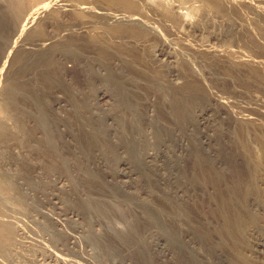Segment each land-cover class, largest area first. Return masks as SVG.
I'll list each match as a JSON object with an SVG mask.
<instances>
[{"label": "rangeland", "instance_id": "rangeland-1", "mask_svg": "<svg viewBox=\"0 0 264 264\" xmlns=\"http://www.w3.org/2000/svg\"><path fill=\"white\" fill-rule=\"evenodd\" d=\"M130 1L0 12V102L22 92L0 117V264H264V0ZM46 142L78 162L47 172Z\"/></svg>", "mask_w": 264, "mask_h": 264}, {"label": "bare ground", "instance_id": "bare-ground-1", "mask_svg": "<svg viewBox=\"0 0 264 264\" xmlns=\"http://www.w3.org/2000/svg\"><path fill=\"white\" fill-rule=\"evenodd\" d=\"M64 1V0H63ZM111 1H113V3L114 2H118L119 4L121 3V4H123V5H127V4H129V5H131L132 3H131V1L130 0H111ZM198 2H200V3H202V4H207L208 6H210V7H212L213 9H217V10H220V9H222L223 8V5L224 4H226V3H228V5L230 4V5H236V2H235V0H200V1H198ZM210 2V3H209ZM55 3H57L56 1H55ZM61 3V2H60ZM117 3V4H118ZM150 3V2H149ZM46 4V3H45ZM45 4H42L40 1H38V2H34L33 4H31L28 8H30V10H33L32 11V13L33 14H37L38 15V13L39 12H42V10H44L45 9V7H44V5ZM120 4V5H121ZM15 5V2H14V0H4L3 2H2V8L0 7V12L2 11V10H5V9H9V12L6 14L7 16H9V18L10 19H12V22L14 21V22H17V20H18V18H19V13L18 12H16V10L14 9V6ZM47 5V4H46ZM45 5V6H46ZM228 5H227V7H228ZM48 6V5H47ZM87 6V5H86ZM82 7V6H81ZM204 7H206V6H204ZM256 7V6H255ZM44 8V9H43ZM259 8V7H258ZM48 9V8H47ZM64 9V8H63ZM83 9V8H82ZM164 9H166V8H164ZM81 10V9H80ZM210 10V9H209ZM208 10V11H209ZM82 11V10H81ZM94 11H96V10H94ZM98 11V10H97ZM161 12H162V10H160ZM173 11V10H172ZM4 12V11H3ZM3 12L2 13H0V16L2 17L3 15ZM83 12V11H82ZM160 12V13H161ZM201 12V11H200ZM31 13V14H32ZM70 13V12H69ZM109 13V12H108ZM163 13V12H162ZM164 13H167L166 11L164 12ZM126 14V13H125ZM205 14V13H204ZM29 15V14H28ZM36 15V16H37ZM166 15V14H165ZM174 15V14H173ZM26 16V15H25ZM35 16V15H34ZM109 16V15H108ZM111 16V15H110ZM120 16V15H119ZM122 16V15H121ZM130 16V15H129ZM144 16V15H143ZM3 17H5V16H3ZM136 17H138L137 15H136ZM176 17V16H175ZM26 18H28V17H26ZM32 18H33V16H32ZM122 18V17H121ZM145 18V17H144ZM209 18H211V17H209ZM31 19V18H30ZM34 19V18H33ZM105 19V18H104ZM123 19V18H122ZM134 19H136L135 17H134ZM196 19H197V17H196ZM127 21H128V19H126ZM125 20V21H126ZM133 20V19H132ZM200 20L201 19H199V22H200ZM80 21V20H79ZM144 21V20H143ZM178 21V20H177ZM216 21V20H215ZM218 21V20H217ZM30 22H32V21H30ZM135 21H128V22H126V27H123L124 28V30L125 31H129L130 33L131 32H134V33H138V31L140 30V28H143V27H137V28H135V27H133L134 25L133 24H135L134 23ZM147 22V21H146ZM203 22V21H202ZM219 22V21H218ZM221 22V21H220ZM240 22V21H239ZM26 24H27V21L25 22ZM60 23V22H59ZM58 23V24H59ZM65 23V22H64ZM115 23V22H114ZM120 23V22H119ZM142 23V22H141ZM175 23V22H174ZM238 23V22H237ZM8 24H10V21H9V23ZM30 24V23H29ZM70 23L68 22V24L67 25H69ZM73 24V23H72ZM116 24V23H115ZM125 24V23H124ZM150 24V23H149ZM11 25V24H10ZM13 25H15L14 23H13ZM21 25V24H20ZM60 25V24H59ZM62 25H64V24H62ZM62 25H60L61 27H62ZM71 25V24H70ZM70 25L68 26V27H70ZM114 25V24H113ZM137 25V24H136ZM146 25H147V23H146ZM173 25V24H172ZM244 25V24H243ZM25 26V25H24ZM72 26V25H71ZM116 27L114 28L116 31H119L120 30V28L118 27V25H115ZM124 26V25H123ZM140 26V25H139ZM148 26H150V25H148ZM153 26V25H152ZM156 26V25H155ZM174 26V25H173ZM154 27V26H153ZM245 27V26H244ZM248 27V26H247ZM14 28V27H13ZM17 28V27H16ZM15 28V29H16ZM78 28V27H77ZM139 28V29H138ZM144 28H145V26H144ZM22 29L23 28H21L18 32H22ZM63 29V28H62ZM74 29H76V28H74ZM113 29V30H114ZM150 29V28H149ZM155 29V28H154ZM157 29V28H156ZM159 29V28H158ZM10 30V29H9ZM13 30V29H12ZM64 30V29H63ZM144 30H146V29H144ZM151 30H152V28H151ZM171 30V29H170ZM193 30V29H192ZM205 30V29H204ZM65 31H67V30H65ZM71 31H74L73 29L71 30ZM158 31V30H157ZM172 31V30H171ZM20 32V33H21ZM159 32V31H158ZM170 32V31H169ZM146 32H144V34H145ZM17 34V33H16ZM143 34V33H142ZM143 34V35H144ZM243 34H245V33H243ZM247 34V33H246ZM7 35H8V32H7ZM149 35V34H148ZM217 35V34H216ZM221 35V34H220ZM72 36V35H71ZM146 36H147V34H146ZM12 37H14V36H12ZM28 37V36H27ZM181 37H183V36H181ZM215 37V36H214ZM9 38V37H8ZM30 38H33V37H30ZM34 38H36V37H34ZM162 38H165V37H162ZM184 38V37H183ZM186 38V37H185ZM188 38V37H187ZM5 39H6V37H5ZM168 39V38H167ZM172 39H174V38H172ZM18 40V39H17ZM32 40V39H31ZM63 40V39H62ZM164 40V39H163ZM73 41V40H72ZM86 41V40H85ZM175 41H177V40H175ZM181 41H182V39H181ZM16 42V41H15ZM26 42V41H25ZM171 42V41H170ZM183 42V41H182ZM182 42H180V43H182ZM24 43V42H23ZM34 43V42H33ZM63 43V42H62ZM168 43V42H167ZM179 43V44H180ZM207 43V42H206ZM176 44V43H175ZM183 44V43H182ZM191 44H192V42H191ZM196 44V43H195ZM200 44V43H199ZM203 44V43H202ZM3 45V44H2ZM11 45H13V44H11ZM55 45V44H54ZM187 45V44H186ZM185 45V46H186ZM194 45V44H193ZM27 46V45H26ZM28 46H30V45H28ZM49 46V45H48ZM96 46H97V48H100V47H103V45L101 46L100 45V43L99 44H96ZM190 46V45H189ZM209 46V45H208ZM214 46V45H213ZM8 47V46H7ZM12 47V46H11ZM191 47V46H190ZM197 47V46H196ZM49 48V47H48ZM176 48V47H175ZM192 48H194V47H192ZM33 49H35V48H33ZM47 49V48H46ZM198 49V48H197ZM210 49V48H209ZM36 50V49H35ZM160 50V49H159ZM167 50H168V48H167ZM204 50V49H203ZM207 50V49H206ZM19 51V50H18ZM23 51V50H22ZM39 51V50H38ZM115 51V50H114ZM199 51V50H198ZM208 51V50H207ZM168 52V51H167ZM172 51H170V53H171ZM188 52V51H187ZM7 53V52H6ZM35 53V52H34ZM39 53H42V51L41 52H39ZM38 53V54H39ZM116 53V52H115ZM115 53H113V54H115ZM160 54H161V52H160ZM168 54V53H167ZM173 54H175L174 52H173ZM177 54V53H176ZM225 54V53H224ZM223 54V55H224ZM232 54V53H231ZM45 56H47V54H44ZM170 55V54H169ZM182 55V54H181ZM192 55V54H191ZM201 55V54H200ZM234 54H232V56H233ZM25 56V55H24ZM38 56V55H37ZM42 56H43V54H42ZM42 56H41V58H42ZM179 55H177L176 57H178ZM194 56V55H193ZM208 56V55H207ZM215 56V55H214ZM16 57V56H15ZM181 57V56H180ZM17 58V57H16ZM22 58V57H21ZM183 59H185L184 57H182ZM181 58V59H182ZM188 58V57H187ZM186 58V59H187ZM199 58V57H198ZM4 59V58H3ZM200 59V58H199ZM225 59V58H224ZM218 60V59H217ZM38 61V60H37ZM183 61V60H182ZM223 61V60H222ZM230 61V60H229ZM35 62V61H34ZM189 62V61H188ZM200 62H201V60H200ZM226 62V61H225ZM255 62V61H254ZM253 63V62H252ZM251 63V64H252ZM256 63V62H255ZM257 63H259V62H257ZM256 63V64H257ZM254 64V63H253ZM217 65V64H216ZM4 66V65H3ZM192 67V66H191ZM42 68V67H41ZM194 68V67H193ZM243 68V67H242ZM38 69V68H37ZM36 69V70H37ZM190 70H192V69H190ZM38 72V71H37ZM35 73V72H34ZM39 73V72H38ZM216 73H218V72H216ZM41 74V73H40ZM20 80V79H19ZM18 80V81H19ZM18 81H17V77L15 76V77H13V81H12V84L7 88V90L6 91H4V92H6L5 94H4V97H3V101L2 102H0V117H1V114H2V116H3V114L4 113H6V115L8 114V108H9V100L11 101V103H12V105L14 104V99H15V94H17V93H19L20 92V89H21V85L19 84L20 83V81H19V83H18ZM7 87V86H6ZM38 87V86H37ZM35 88V87H34ZM34 88H32V89H34ZM40 88V87H39ZM88 88V87H87ZM114 88L115 89H117V91H116V94L120 97V96H123V97H120L121 99L122 98H124V99H126V96H128L127 95V86H114ZM42 89V88H41ZM3 90V89H2ZM83 90V89H82ZM36 91H38V90H36ZM20 93H22V92H20ZM34 93V92H33ZM32 93V94H33ZM82 93V92H81ZM27 94V93H26ZM84 94V93H83ZM38 95V94H37ZM17 96H20L19 94L17 95ZM27 96H29V95H27ZM32 96V95H31ZM85 96V95H84ZM10 97H11V99H10ZM21 97V96H20ZM88 97V96H87ZM118 98V97H117ZM119 98V99H120ZM214 98V97H213ZM119 99H117L118 101L117 102H119L120 100ZM30 100V99H29ZM39 100V99H38ZM88 100V99H87ZM123 100V99H122ZM35 102H36V100H34ZM124 101V100H123ZM33 102V101H32ZM34 102V103H35ZM220 102H222V101H220ZM37 103V102H36ZM81 103V102H80ZM39 104H41V103H39ZM84 104V103H83ZM87 104V103H86ZM89 104V103H88ZM122 104H124V103H122ZM121 104V105H122ZM38 105V104H37ZM225 105V104H224ZM13 106H16V105H13ZM82 106V105H81ZM84 107H85V105H84ZM38 108V107H37ZM26 110V109H25ZM42 110V109H41ZM27 111V110H26ZM37 111H39L38 109H37ZM17 112V111H16ZM15 112V113H16ZM40 112V111H39ZM86 113V112H85ZM98 113V112H97ZM96 113V114H97ZM13 114V113H12ZM40 114H42V113H40ZM87 114H88V112H87ZM90 114V113H89ZM95 114V113H94ZM36 115V114H35ZM43 115V114H42ZM83 115V114H82ZM93 115V114H92ZM98 115V114H97ZM4 116H5V114H4ZM87 116H89V115H87ZM7 117V116H6ZM13 117V116H12ZM35 118V117H34ZM3 119V118H2ZM47 119V118H46ZM45 119V120H46ZM13 120V119H12ZM40 120V119H39ZM41 121V120H40ZM44 120L42 119V121L41 122H43ZM40 122V123H41ZM9 124H10V122H8ZM44 123V122H43ZM7 124V123H6ZM6 124H4L3 122H2V120L0 119V133H4V132H7V128H6ZM9 129V128H8ZM26 129V128H25ZM20 130V129H19ZM21 130H22V128H21ZM11 131H12V129H11ZM141 131V130H140ZM15 135V134H14ZM18 136V135H17ZM47 136V135H46ZM7 138V137H6ZM19 139V138H18ZM17 142V141H16ZM37 143H39V142H37ZM36 143V144H37ZM44 143V142H43ZM43 143H41V144H43ZM7 144V143H6ZM26 144V143H25ZM29 144V143H28ZM3 145V144H2ZM1 145V146H2ZM5 145V144H4ZM32 145V144H31ZM34 146H35V144H33ZM32 145V146H33ZM51 144H49V143H45V147L47 146V147H49ZM19 146V145H18ZM42 146H44V145H42ZM42 146H41V148H42ZM52 146V145H51ZM50 146V148L51 149H47L46 151L44 150V151H40L37 155H39V156H42V158H43V160L42 159H40V160H42L43 162V164L42 165H45V168H46V170H47V172H49L50 173V169H51V166H52V164L53 163H57V164H59L61 167H65V166H67V165H70V166H72V164L75 162L74 160H77V159H75V158H77L76 157V155L77 154H75V152H74V154L75 155H71V156H66V155H64L60 150H58L57 148H53L54 146H52L51 147ZM2 148V147H1ZM31 149V148H30ZM35 149H36V147H35ZM71 151V150H70ZM69 151V152H70ZM73 151V150H72ZM71 151V152H72ZM2 152V151H1ZM8 152V151H7ZM38 152V151H37ZM78 153V152H77ZM2 154H3V152H2ZM5 154H7L8 155V153H5ZM4 154V155H5ZM12 154V153H11ZM72 154V153H71ZM14 155H16V154H14ZM13 155V156H14ZM27 155L28 154H26V159H27ZM9 156V155H8ZM75 156V157H74ZM16 157V156H15ZM5 159V158H4ZM3 159V160H4ZM16 159V158H15ZM19 158L17 157V160H18ZM22 158H20V160H21ZM25 159V160H26ZM2 160V161H3ZM24 160V161H25ZM79 160V159H78ZM78 160L76 161V162H78ZM6 161V160H5ZM4 161V162H5ZM22 161H23V159H22ZM34 161V160H33ZM33 161L31 160V158H29V164H31L32 166H33V164L34 165H36V163L34 162L33 163ZM1 162V161H0ZM27 162H28V160H27ZM26 162V163H27ZM41 162V161H40ZM2 163V162H1ZM0 163V164H1ZM22 164V163H21ZM25 164V163H24ZM79 164V163H78ZM77 165V164H76ZM75 165V166H76ZM1 166H3V165H1ZM5 166V165H4ZM27 166H28V164H27ZM77 167V166H76ZM4 168V167H3ZM70 168V167H69ZM72 168V167H71ZM73 168H75V167H73ZM24 169V168H23ZM25 169H27V168H25ZM37 169H38V167H37ZM65 169V168H64ZM67 169V168H66ZM40 170V169H39ZM44 170V169H43ZM67 170H69V169H67ZM71 170V169H70ZM2 171H4V170H1V172ZM0 172V207L3 205V203L5 202V200L8 198V197H10L9 195H7V193H11V191L12 190H10V186L7 184V182H6V177H5V175H6V172H4L5 173V175L4 174H2ZM11 172V171H10ZM12 173V172H11ZM24 173V172H23ZM35 173V172H34ZM33 173V174H34ZM14 174V173H13ZM27 174V173H26ZM8 175H9V173H8ZM12 175V174H11ZM16 175H17V173H16ZM22 175H24V174H22ZM31 175V174H30ZM45 175V174H44ZM52 175H54V174H52ZM7 176V175H6ZM41 176H42V174H41ZM50 176V175H49ZM28 178H29V176H27ZM27 177H24V179L25 178H27ZM7 178H8V176H7ZM9 178H10V175H9ZM22 178H23V176H22ZM50 178V177H49ZM11 179V178H10ZM9 179V180H10ZM35 179V178H34ZM44 179V178H43ZM59 179H61V178H59ZM12 180V179H11ZM10 180V181H11ZM26 180H28V179H26ZM25 180V181H26ZM9 181V182H10ZM21 181V180H20ZM29 181L30 180H28V182H27V184L29 183ZM17 184H18V182H16ZM31 183V182H30ZM32 183H34V182H32ZM37 183V182H36ZM35 184V183H34ZM15 185V184H14ZM30 185H33V184H30ZM37 185V184H36ZM43 186H44V184H42ZM48 185V184H47ZM11 187H13V186H11ZM16 187H18V185L16 186ZM40 187H42V186H40ZM34 188V187H33ZM36 188V187H35ZM14 189V188H13ZM17 189V188H16ZM19 189V188H18ZM31 190H32V188H30ZM38 189V188H37ZM42 189V188H41ZM31 190H29V191H31ZM34 190V189H33ZM43 190H44V187H43ZM18 191V190H17ZM47 190H45V192H46ZM14 192V191H13ZM23 192H24V190H23ZM37 192V191H36ZM39 192H42V191H40L39 190ZM44 192V191H43ZM21 193H22V189H21ZM20 193V195H22ZM31 193V192H30ZM48 193V192H47ZM43 195V194H42ZM22 196H24V195H22ZM27 196V195H26ZM28 197H33V196H28ZM36 198V197H35ZM9 199V201H10V198H8ZM15 199V198H14ZM24 199V198H23ZM39 199V198H38ZM31 199H29V201H30ZM37 200V199H36ZM21 201V200H20ZM29 201H27V202H29ZM42 201V200H41ZM11 202V201H10ZM32 202V201H31ZM38 202H39V200H38ZM20 203V202H19ZM22 203V202H21ZM20 203V204H21ZM10 204V203H9ZM25 204L27 205V203L25 202ZM42 204V203H41ZM22 205H24V203L22 204ZM6 206H8V205H5V209H4V212H6L7 211V213H9V211L8 210H6ZM10 206V205H9ZM31 206V205H30ZM33 206V205H32ZM43 207H44V204L42 205ZM34 208H32V209H37V207L35 208V206H33ZM42 207V208H43ZM4 208V207H3ZM10 209H13V207H10ZM16 210H17V208H15ZM6 210V211H5ZM20 211V210H19ZM3 212V213H4ZM21 212V211H20ZM9 214H12V213H9ZM12 215H14V214H12ZM15 216V215H14ZM13 216V217H14ZM15 217H18V216H15ZM5 218V217H4ZM4 218L1 220V218H0V249H3V251H5V249L7 248V246H8V243H9V239L11 238V235L13 234V228H12V225H11V223L10 222H12L13 223V221L11 220V218H10V222H6V221H3L4 220ZM7 219V218H6ZM17 219V218H16ZM16 223H18V222H16L15 221V224ZM38 232V231H37ZM35 234H36V232H35ZM16 236V235H15ZM13 238V237H12ZM11 238V239H12ZM15 238V237H14ZM17 238V237H16ZM15 238V239H16ZM9 248V247H8ZM12 248V247H11ZM13 249V248H12ZM2 251V250H1ZM9 252V251H8ZM4 254H6V252H4ZM8 255V254H7ZM2 256V255H1ZM9 256V258H10V254L8 255ZM5 257V256H4ZM1 259H2V257H0ZM3 259H5V258H3ZM7 260H8V258H6ZM33 261H34V259H33ZM32 261V262H33ZM2 262V261H1ZM6 262V261H5ZM4 263V262H3ZM42 263V262H41ZM8 264H10V263H8ZM13 264V263H12ZM15 264V263H14ZM33 264V263H32Z\"/></svg>", "mask_w": 264, "mask_h": 264}]
</instances>
